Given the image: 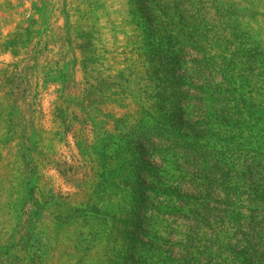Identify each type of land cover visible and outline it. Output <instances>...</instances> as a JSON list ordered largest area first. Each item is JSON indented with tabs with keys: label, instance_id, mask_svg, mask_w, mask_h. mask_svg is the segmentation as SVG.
I'll return each instance as SVG.
<instances>
[{
	"label": "rangeland",
	"instance_id": "374dc122",
	"mask_svg": "<svg viewBox=\"0 0 264 264\" xmlns=\"http://www.w3.org/2000/svg\"><path fill=\"white\" fill-rule=\"evenodd\" d=\"M0 264H264V0H0Z\"/></svg>",
	"mask_w": 264,
	"mask_h": 264
}]
</instances>
